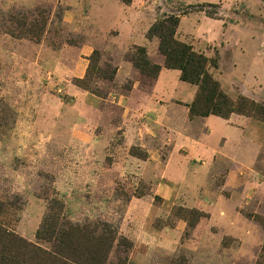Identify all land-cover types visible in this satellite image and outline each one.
<instances>
[{
  "label": "rangeland",
  "instance_id": "obj_1",
  "mask_svg": "<svg viewBox=\"0 0 264 264\" xmlns=\"http://www.w3.org/2000/svg\"><path fill=\"white\" fill-rule=\"evenodd\" d=\"M171 17L216 80L245 87L231 99L264 107V0H0V264H264V116L232 115L243 137L196 153L214 139L204 119L154 138L125 114L156 82L132 60L165 67L150 31ZM129 27L151 45L124 47ZM120 62L138 77L119 83Z\"/></svg>",
  "mask_w": 264,
  "mask_h": 264
},
{
  "label": "crops",
  "instance_id": "obj_2",
  "mask_svg": "<svg viewBox=\"0 0 264 264\" xmlns=\"http://www.w3.org/2000/svg\"><path fill=\"white\" fill-rule=\"evenodd\" d=\"M128 30H129L128 34L120 31V35H119L120 37H124L128 35L131 39L130 42L124 47H128L129 45L138 46L136 43L132 41L135 37V34H134L135 31L131 27H129ZM140 35L144 38V40H143V43L140 44L141 46H138V47H144V48L149 47L151 43H149L148 40H146L143 33L141 34L140 32ZM124 47L122 46V49H124ZM156 48H157V45H156ZM119 66H120L119 69L117 68V81L119 83H122L126 79L134 80L135 78L138 77L139 72L135 70L132 64H130L129 62L128 63L120 62ZM160 66L162 67V70L155 84L150 88L151 89L150 93L144 95L143 87L141 85H138V83H136V85H134L132 87V90L129 92L130 95L122 99V105L126 109V112H125L126 116L127 115L139 116V117L145 116L147 122H149L150 124L149 126L150 127L152 126L153 128V130L148 128L150 130L149 134L154 136V138H155V132L160 131V126H167V125L174 126L177 124H180L183 126L187 124V122L190 119L188 118L189 109L187 106H189L194 101V98L196 95V88L194 86L184 83L180 80V77H181L180 71L168 70L164 68L162 64ZM78 76H81V73ZM217 81L218 82L220 81L219 83L222 84V88H223L222 90L230 98H233L232 91H235L234 89H237L236 88L237 84L245 88L238 81H232L229 83L227 82L226 78L218 79ZM184 84L188 85L189 87L184 86ZM224 84L226 86H224ZM185 95H188L187 99L183 98V96ZM74 96L76 100V104L74 106L75 112L76 110L83 108L84 105L87 106L86 97H83L82 94H78V93L74 94ZM177 101L183 103L184 106H177L175 104ZM62 106L63 104H61V106H58L57 109L61 112L62 111L64 112L65 109H63ZM48 110H51V109L49 108ZM178 115L182 118L178 119L177 118ZM213 117L214 116L203 118L205 120L204 124L212 130L211 136H214L212 137L214 139L212 140L211 148L209 149L208 146L203 147V149L196 147L198 145V142H197L196 145L193 147L194 149H196L195 151L196 153L197 151L199 153H202V151L207 153V152H210L216 149L218 146V142L222 138H225V137H222V135H225L226 132L229 133V131L230 132L234 131L235 133L239 134L241 138L243 137L242 130L240 127L228 125L231 122H233L232 121L233 119L231 118H230L231 120L222 119L223 122L218 121V120L217 122L215 121L216 119ZM247 120L248 119H236V122L237 124L247 125ZM79 121L81 123L80 114H79V117L77 118V123H79ZM59 123H60V120H59ZM124 125L126 129H133L134 127L133 118L132 117L130 119L125 118ZM137 128L143 133L140 126H137ZM217 130L219 131L221 130L222 133L220 134L219 131ZM240 142H241L240 140L231 139L230 141L227 140L226 143L227 144L230 143L232 148L239 150ZM220 150H222V148ZM218 212H219V216L225 219L224 222H227V220L229 219L228 211L225 208L224 209L221 208V209H218ZM213 216H215V213H213Z\"/></svg>",
  "mask_w": 264,
  "mask_h": 264
},
{
  "label": "trees",
  "instance_id": "obj_3",
  "mask_svg": "<svg viewBox=\"0 0 264 264\" xmlns=\"http://www.w3.org/2000/svg\"><path fill=\"white\" fill-rule=\"evenodd\" d=\"M132 1L123 0V3L130 5ZM179 25L178 17L167 18L150 31V36L156 37L160 41L159 51L165 58L164 68L180 71V80L198 89L194 102L189 106L190 119L214 116L229 120L232 115L247 118L264 116V107L245 98L234 101L222 90L220 83L210 73V67L216 68L217 64L205 55L197 54L192 47L176 39ZM138 53L140 58H134L133 65L143 75L157 80L162 67L151 65L143 57V49H139ZM59 263L67 264L62 261Z\"/></svg>",
  "mask_w": 264,
  "mask_h": 264
}]
</instances>
